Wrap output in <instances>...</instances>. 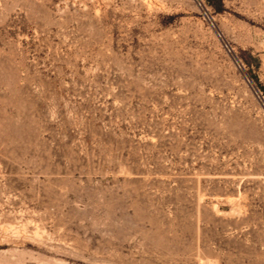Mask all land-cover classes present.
<instances>
[{
	"label": "rangeland",
	"instance_id": "rangeland-1",
	"mask_svg": "<svg viewBox=\"0 0 264 264\" xmlns=\"http://www.w3.org/2000/svg\"><path fill=\"white\" fill-rule=\"evenodd\" d=\"M0 264H264V0H0Z\"/></svg>",
	"mask_w": 264,
	"mask_h": 264
}]
</instances>
